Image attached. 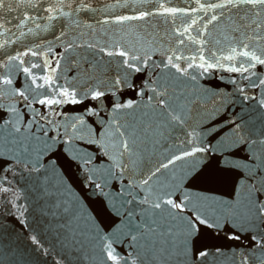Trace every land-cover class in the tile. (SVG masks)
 <instances>
[{
  "label": "snow or ice",
  "instance_id": "snow-or-ice-1",
  "mask_svg": "<svg viewBox=\"0 0 264 264\" xmlns=\"http://www.w3.org/2000/svg\"><path fill=\"white\" fill-rule=\"evenodd\" d=\"M6 12L0 264H264V0H0V29Z\"/></svg>",
  "mask_w": 264,
  "mask_h": 264
},
{
  "label": "water",
  "instance_id": "water-1",
  "mask_svg": "<svg viewBox=\"0 0 264 264\" xmlns=\"http://www.w3.org/2000/svg\"><path fill=\"white\" fill-rule=\"evenodd\" d=\"M95 2V0H94ZM104 3H109V2H115V0H103ZM171 3L173 6H176V7H185L186 6V0H171ZM102 4H97V7H101ZM126 10L124 9H117L116 10V14H120L121 12H125ZM5 19L7 20L9 17H15L13 20H12V23L11 24H8L6 23L5 24V29L6 28H11V32H8L6 31L5 29H0V32H3L4 34L3 35H0V43H4L5 41H17V37L19 36V32L21 31L20 29H17L16 27H14L13 25L16 23V20L19 19L18 16H16L15 13H5ZM162 18H159V17H156L154 18V22L155 21H160ZM0 22H3V21H0ZM36 23H39L41 26H44V25H47L49 23H57V22H49L48 20L46 19H39L35 22H29L28 26L29 27H32L33 29L36 28ZM138 24H140L142 26L141 30H143V22H136ZM151 30V29H149ZM23 31H27V28L23 29ZM36 31L39 32L38 29H36ZM218 31L216 30H213L212 32V37L215 38L218 36ZM51 35V30L49 32H39V36H33L31 34L25 36V37H21L19 39V41L15 44H12L8 51L11 52L13 50V48H25L27 46H33L36 42H41L43 43V39L41 38H47L48 36ZM225 75H228V74H225ZM219 82V81H217ZM251 91L252 90H249L250 94H251ZM222 95H225L227 96V102L229 104H232V103H236V106L239 107V104L237 102V98L236 97H233V96H228L227 93H222ZM247 103L251 104V101H248ZM261 112H264V109H261L260 110ZM256 116V119L259 120V115L258 114H254ZM258 129H259V125H258ZM257 129V132L256 134L258 135L259 134V130ZM74 171V169H73ZM233 180L231 177H224L222 178L217 184L214 185L215 188H217L219 191L221 192H228L230 191L231 189V184H232ZM3 223H6L7 224V227L11 228L12 225L11 223H7V221H4ZM212 243H216V244H219L221 246L225 245V244H228V243H231V241H226V240H218V241H210Z\"/></svg>",
  "mask_w": 264,
  "mask_h": 264
}]
</instances>
